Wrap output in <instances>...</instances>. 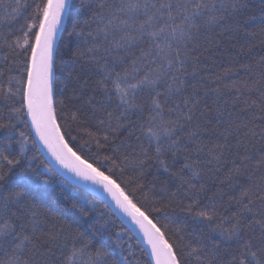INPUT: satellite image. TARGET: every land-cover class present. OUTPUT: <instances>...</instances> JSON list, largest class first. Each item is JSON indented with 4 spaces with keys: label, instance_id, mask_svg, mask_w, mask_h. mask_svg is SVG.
Returning <instances> with one entry per match:
<instances>
[{
    "label": "snow or ice",
    "instance_id": "1",
    "mask_svg": "<svg viewBox=\"0 0 264 264\" xmlns=\"http://www.w3.org/2000/svg\"><path fill=\"white\" fill-rule=\"evenodd\" d=\"M73 7L74 0H0L9 25L0 49L26 57L23 74L9 77L16 91L0 84L7 102L0 112V264H121V242L82 195L86 186H76L71 223L45 206L63 173L39 170L17 122L34 128L63 168L109 194L143 234L152 264H264V55H250L253 37L264 51V0H82L68 33L77 40L70 94L57 100L55 44ZM21 16L25 23L14 31ZM224 41L239 53L213 73L208 61ZM70 104L71 121L111 152L103 157L111 167L90 162L65 139L60 120H68ZM161 171L179 180L176 191L163 181L156 194ZM205 176L215 182L211 196ZM145 189L151 200L144 194L138 206L135 193ZM169 210L191 220L192 230L162 221L158 214Z\"/></svg>",
    "mask_w": 264,
    "mask_h": 264
},
{
    "label": "trees",
    "instance_id": "2",
    "mask_svg": "<svg viewBox=\"0 0 264 264\" xmlns=\"http://www.w3.org/2000/svg\"><path fill=\"white\" fill-rule=\"evenodd\" d=\"M28 2L32 3V0H28ZM81 2L82 0H74V7L72 10L71 18L65 19L66 30L61 32V36L57 42L58 44L56 47V51L54 53V93L57 100L63 98L65 95L70 94V88H65V83L68 71L70 70V68L76 66L73 65L70 57L72 49H74L77 44V40L75 36L69 37L68 33L72 29V24L77 19H80L83 14L80 7ZM28 11L30 12L31 9H29ZM78 13H80L81 15H78ZM27 14L28 13H25V15ZM24 23V17L21 16L12 25V29L15 31L16 29H19L20 26ZM8 31L9 25L4 20L3 10H0V34H6L8 33ZM250 42L252 44L257 45V47L254 49V52L250 53V55H264V51H261L259 47V36L251 38ZM230 43L231 42L229 41L222 42L219 46V49L217 50V54L214 55L213 58L208 61V64L211 66L210 70L213 73H222L225 69L230 66L229 61L233 57L238 55L239 45L236 49H232L230 47ZM240 43H244V38H241ZM25 59L26 57L22 55L15 57L11 56L6 48L0 49V69L3 70V76H0V84L4 86L5 90L11 87L13 92H15L17 87L20 86L15 79H13L12 83L9 84V77H19L23 74L22 69L24 66ZM240 59L243 60L244 57L240 56ZM13 61L15 62L13 63ZM238 66V64L233 63V70ZM9 68H11V71H9ZM239 75L243 76V73H240ZM16 99L17 101H19V97H17ZM224 99L228 102L229 105L231 104L232 97L225 96ZM6 104V101L0 100V112L4 114H6L7 111L5 107ZM18 106L19 104L17 103V107ZM73 110L74 106L70 104L68 109L66 110L68 112V120H60V123L62 125V131L65 134V139L68 141L69 145L73 148V150L77 151L78 154H80L82 157L89 159L90 162L92 160H95L97 163L100 164L102 168L111 167L110 162L105 161L103 159L104 156L111 155V152L106 149H99L96 143L90 140L89 137L84 134L80 126L71 121V112ZM257 123H259V121H257ZM17 125L19 130L26 132V135L28 137L27 154L29 156L37 157L36 164L39 166V170L43 171L46 165H50L53 169H55L51 162L48 161L44 152L41 150L38 140H36L34 130L32 128L26 127L21 122H17ZM73 137H75V139H73ZM33 141L35 142L34 144L32 143ZM257 147H259V144H257ZM193 158L195 159V157ZM205 159H207V157L202 154L201 160ZM183 163V158L178 159L176 163V168H180ZM213 166L215 167V165ZM228 166H231L230 163ZM55 170L58 173H61L57 169ZM189 174L190 173L187 171L184 172L185 176H188ZM158 175L159 180L156 182V194H158L159 188L161 187V182L163 181L168 182L170 191L177 190L179 180L170 178L168 174L164 173L163 171H161ZM224 175L225 172L222 171L220 173V178H223ZM63 176L57 175L55 177V183L58 186L54 190V195L46 198L43 203L46 207L50 208L53 213H56L58 216L63 217L65 220L71 223L77 215V213L72 209L71 203L76 198L75 189L76 186H79V184H76L74 181L71 180V183L63 184ZM205 179L211 186V191L208 193V195L211 196L212 193L216 190L215 186H213L215 182L211 179H208L207 176H205ZM128 187L131 188L132 186L129 185ZM61 188H63V195H60ZM182 191L183 190L181 189V192ZM81 193L87 198L88 201L93 202L92 206L95 207L96 213H103L104 219L109 221V233L111 234V239L113 241L118 239L121 242L122 248L117 249V252L119 253L118 258L120 259L121 264H137V262H139V264H152L150 255H144L145 252H148L144 243L141 242L138 235L132 231V229L126 224V222L122 221L119 218L117 213L114 212V210L110 207L107 201L97 196L92 191L86 190L84 187L81 188ZM144 194L148 195L149 200H151V197L153 195V193L149 191V189H145V193H141L139 191L136 192L135 197L136 200L139 202L138 206L140 204L146 203L144 201ZM185 203H188V201L185 200ZM148 206L160 207L159 204L152 205L151 203H148ZM158 215L160 219L164 222L172 221L175 224H186L187 231L192 230L191 220L186 219V217H184L178 212H172L169 210L167 212H161ZM225 215H227V213H225ZM165 216H167V220H165ZM125 257H127V259H125Z\"/></svg>",
    "mask_w": 264,
    "mask_h": 264
},
{
    "label": "water",
    "instance_id": "3",
    "mask_svg": "<svg viewBox=\"0 0 264 264\" xmlns=\"http://www.w3.org/2000/svg\"><path fill=\"white\" fill-rule=\"evenodd\" d=\"M61 36V32L58 33L57 35V39H56V44H55V49L57 47V42L59 40ZM55 55V54H54ZM53 74H54V67H53ZM53 80H54V75H53ZM35 132V137L36 140H38V143L40 145L41 150L44 152V154L46 155L48 161L51 162V164L54 166L55 169H57L58 171H60L61 173H63L64 176L68 177L71 181H74L76 184L79 185H83L86 186L84 187L86 190L88 191H92L93 193H95L97 196L101 197L102 199H104L105 201H107V203L110 205V207L114 210V212L117 213V215L119 216V218L126 222V224L132 229L133 232H135L138 237L140 238L141 242L144 243V245L146 246L148 253H150V248L147 244V241L144 239L143 234L140 232L138 226H136L132 221L131 218L128 217L125 213H123L121 210H119L117 208V206L115 205V202L111 199V197L109 196L108 193H106L105 191H103L102 187L99 185H95L92 181L90 180H84L82 177H77L75 175V173H72L71 171H69L68 169L63 168V166L55 159V157L48 151V149L44 146V144L40 141L38 135L36 134V131L34 128H32Z\"/></svg>",
    "mask_w": 264,
    "mask_h": 264
}]
</instances>
